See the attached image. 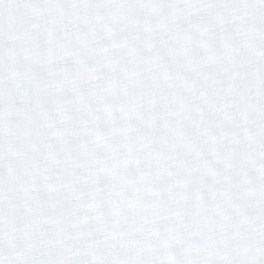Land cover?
Returning <instances> with one entry per match:
<instances>
[{
  "label": "clouds",
  "instance_id": "9594fccd",
  "mask_svg": "<svg viewBox=\"0 0 264 264\" xmlns=\"http://www.w3.org/2000/svg\"><path fill=\"white\" fill-rule=\"evenodd\" d=\"M0 264H264V0H0Z\"/></svg>",
  "mask_w": 264,
  "mask_h": 264
}]
</instances>
